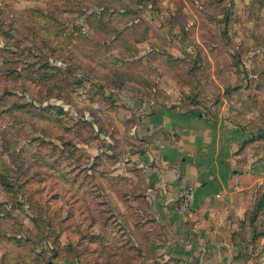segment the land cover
Returning a JSON list of instances; mask_svg holds the SVG:
<instances>
[{
  "label": "rangeland",
  "instance_id": "1",
  "mask_svg": "<svg viewBox=\"0 0 264 264\" xmlns=\"http://www.w3.org/2000/svg\"><path fill=\"white\" fill-rule=\"evenodd\" d=\"M124 2L0 0V264L136 262L132 233L142 206L124 203L141 194L117 175L120 147L111 140L126 120L119 109L136 102L220 108L224 98L264 128V94L240 90L244 81L264 86L263 78L251 82L237 59L219 61L217 82L208 63L193 74L197 64L165 48L136 54L131 42L149 26L134 23L137 0L127 2L131 22L121 26L109 9ZM241 65L243 77H229Z\"/></svg>",
  "mask_w": 264,
  "mask_h": 264
},
{
  "label": "crops",
  "instance_id": "2",
  "mask_svg": "<svg viewBox=\"0 0 264 264\" xmlns=\"http://www.w3.org/2000/svg\"><path fill=\"white\" fill-rule=\"evenodd\" d=\"M129 1L109 9L121 26L131 22L124 19ZM135 11V25L149 26L144 37L131 42L136 54L144 56L152 46L165 48L175 60L197 64L193 74L208 63L215 79L219 61L237 59L251 82L264 79V0H137ZM227 45L235 46L238 54L215 56L208 51V46ZM257 45L262 47L240 52L243 46L252 50ZM228 75L243 77V66ZM241 85L243 92L264 94V86ZM223 100L220 108L136 102L119 109V118L126 120L117 121L118 140H111L120 147L123 167L117 175L135 195L141 194L124 203L142 206L132 233L138 257L134 264L264 261V206L255 217L256 206L261 200L264 204V128H253L255 115L239 117L237 101L230 106ZM126 137L129 141L123 143ZM189 186L194 188L190 210L179 212V193Z\"/></svg>",
  "mask_w": 264,
  "mask_h": 264
},
{
  "label": "built area",
  "instance_id": "3",
  "mask_svg": "<svg viewBox=\"0 0 264 264\" xmlns=\"http://www.w3.org/2000/svg\"><path fill=\"white\" fill-rule=\"evenodd\" d=\"M194 188L189 186L182 189L179 193L175 207L179 212H188L191 207ZM260 264H264V261Z\"/></svg>",
  "mask_w": 264,
  "mask_h": 264
},
{
  "label": "trees",
  "instance_id": "4",
  "mask_svg": "<svg viewBox=\"0 0 264 264\" xmlns=\"http://www.w3.org/2000/svg\"><path fill=\"white\" fill-rule=\"evenodd\" d=\"M262 199H264V197ZM263 206H264V204L262 203V200H261L260 204L256 206V211H255L256 214H255V217H256L257 213L262 209Z\"/></svg>",
  "mask_w": 264,
  "mask_h": 264
}]
</instances>
